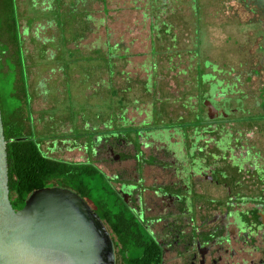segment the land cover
<instances>
[{"label":"rangeland","instance_id":"374dc122","mask_svg":"<svg viewBox=\"0 0 264 264\" xmlns=\"http://www.w3.org/2000/svg\"><path fill=\"white\" fill-rule=\"evenodd\" d=\"M249 1L108 0L107 12L102 0H61L62 10L56 15L75 5L87 8L95 18L94 32L72 55L59 41L56 24L50 25L44 15L58 0H18L22 31L29 29L24 33V49L33 137L52 157L91 160L114 174L123 167L107 152L101 160L87 153L86 143H95V134L106 127L121 134L122 127L134 124L142 127L135 129L142 135L146 122L155 127L167 125L176 133L174 125L189 123V129H183L187 149L201 131L204 139L198 145L205 146L201 155H208L204 163L207 177L198 175L192 181L204 194V201H215V207L204 211L210 215L224 213L228 203L235 210L250 211L255 204L260 206L264 201V121L258 119L264 102V12H257ZM51 38L62 48L58 60L49 55L41 57L42 46ZM108 39L119 46L113 57V72L88 58L97 56V49L106 52ZM75 45L68 43L71 48ZM202 76L205 81L201 85ZM217 79L225 83L215 99L236 98L231 102L233 109L222 119L226 124L223 128L216 124L193 126L200 111L199 96L209 93ZM216 108L219 113L223 106ZM204 110L205 114L211 112L208 107ZM228 132L232 133L230 149L216 150L214 142ZM181 136L173 135L172 142L179 143ZM217 153L215 160L211 154ZM134 164L131 159L126 167L133 169ZM216 170H227L230 180L223 181ZM153 174L158 176L157 182L169 181L159 168L153 169ZM151 177L149 185L155 183Z\"/></svg>","mask_w":264,"mask_h":264},{"label":"flooded vegetation","instance_id":"af4514ba","mask_svg":"<svg viewBox=\"0 0 264 264\" xmlns=\"http://www.w3.org/2000/svg\"><path fill=\"white\" fill-rule=\"evenodd\" d=\"M215 106L223 105L220 101ZM222 112L220 109L217 113L216 108L215 114L221 115ZM122 118L126 119L124 115ZM184 124L186 126L174 125V133L167 125L155 127L146 122L142 135L135 133L136 128L142 127L134 124L122 127L121 134L106 127L101 134L94 135L95 143L93 140L90 145L86 143V150L91 158L97 157L98 160L107 152L111 160L123 167L108 174L98 166L119 192L124 208L135 217L138 229L159 244L161 264H264V201L260 206L255 204L250 211L235 210L234 205L228 203L224 213L210 215L205 212V209L215 207L212 206L215 201H204V194L192 184L198 175L207 177L208 169L204 163L208 155L204 158L201 152L205 151V146L198 145L204 136L199 131L187 149L189 142L183 129H189L190 124ZM214 124L223 128L226 122L207 125ZM198 125L204 124L195 126ZM177 133L182 134L181 141L172 142ZM220 141L214 142L216 150L230 149L232 133L228 132ZM211 156L216 160L219 155ZM131 159L135 161L133 169L126 167ZM103 162L108 164L107 159ZM155 168H159L163 177H169V181L157 182L158 176L153 174ZM216 171L223 181L230 180L227 170ZM151 176H154L155 183L149 185L147 181ZM253 201L257 203V200ZM218 204L223 205L222 202ZM103 220L115 243L116 264H127L122 253L121 235L115 232L108 219Z\"/></svg>","mask_w":264,"mask_h":264},{"label":"trees","instance_id":"16d2710c","mask_svg":"<svg viewBox=\"0 0 264 264\" xmlns=\"http://www.w3.org/2000/svg\"><path fill=\"white\" fill-rule=\"evenodd\" d=\"M102 2L108 12V0ZM250 3L255 5L253 7L257 12H264V0H250ZM62 6L61 0H58V3L45 11L44 15L50 25L56 24L60 33L59 41L66 45L65 50L73 55L72 51L80 48V42L89 33L94 32L92 25L95 18L87 12V8L79 9L75 5L64 11L63 15H56L58 9L62 10ZM34 20L33 18L32 24ZM28 31L29 29L22 31L18 0H0V101L8 142L10 189L14 208L16 210L24 208L28 197L36 190L49 186L70 188L93 204L101 218L108 219L115 232L121 235L124 245L122 253L127 264H161L162 250L159 244L138 229L135 217L124 208L119 192L96 163L52 157L44 152L41 143L33 137L31 124L33 111L29 100L28 65L24 49V33ZM34 39L37 41L36 36ZM70 42L76 44L74 48L68 46ZM55 45L54 38H51L48 44L42 46L41 57L49 55L58 60L62 48ZM49 47L57 48L58 51H49ZM106 47V52L97 49V56L90 55L88 58L100 62V68L106 66L113 72L115 65L113 57L119 46L112 45L108 39ZM202 67V64H199L200 73ZM204 78L202 76L200 79L201 85L205 81ZM224 83V80L217 79L211 84L209 93H202L199 96L200 111L191 124L210 125L224 121L222 119H225L233 109L231 102L236 101V98L229 96H224L221 100L215 99V93ZM8 90L11 92L8 93ZM226 90L227 87L221 93L225 94ZM220 101L223 106L225 105L221 115L211 117L210 113L205 114L204 108H216L215 105ZM259 118L264 121V102L263 112Z\"/></svg>","mask_w":264,"mask_h":264},{"label":"water","instance_id":"95a60500","mask_svg":"<svg viewBox=\"0 0 264 264\" xmlns=\"http://www.w3.org/2000/svg\"><path fill=\"white\" fill-rule=\"evenodd\" d=\"M210 116L216 113L211 107ZM114 240L91 203L49 186L16 210L11 199L8 142L0 101V264H116Z\"/></svg>","mask_w":264,"mask_h":264}]
</instances>
